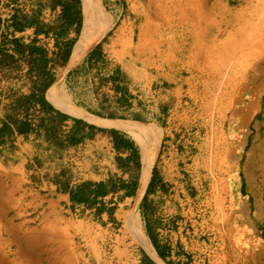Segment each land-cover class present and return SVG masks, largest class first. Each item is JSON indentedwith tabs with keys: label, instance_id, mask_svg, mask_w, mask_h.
<instances>
[{
	"label": "rangeland",
	"instance_id": "rangeland-1",
	"mask_svg": "<svg viewBox=\"0 0 264 264\" xmlns=\"http://www.w3.org/2000/svg\"><path fill=\"white\" fill-rule=\"evenodd\" d=\"M125 1L121 21L132 22L123 24L129 33L117 38L113 30L119 24H112L95 46L106 51L102 61L74 78L82 80L79 91L92 108L102 104L99 113L126 120L136 117L143 123L129 125L160 130L152 176L156 168L158 177L170 182L162 186L163 196H145L140 203L138 198L104 201L51 214L43 197L37 210L29 201L34 196L25 197L23 212L17 200L9 231L0 217V257L18 264L25 240L48 237L57 250L63 249L61 256L69 253L70 259L47 263L43 258L36 264H150L149 254L129 229V219L138 216L143 233L145 224L183 229L184 238L213 246L208 251L224 253L231 264H264V56L247 66L236 35L239 26H229L225 14L244 17L243 27L252 23L248 32L254 26L264 29V3ZM82 32L83 26L73 39L75 46ZM216 37L219 48L212 49ZM230 39L232 45L227 44ZM134 105L138 111L130 112ZM151 111L163 116L166 133L177 134V155L170 137L165 139L161 128L144 121ZM123 132L133 134L140 167L124 161L130 152L119 155L114 147L105 146L106 141L97 157L102 163L100 178L113 180L119 192L124 182L137 181L141 186L143 173L139 135ZM82 158L92 160L91 153ZM82 158L75 155L70 160ZM57 159H61L58 153L44 152L35 163L40 178L61 184L84 181L75 162L55 166L60 163ZM57 231L67 232V237ZM157 240L174 244L175 236Z\"/></svg>",
	"mask_w": 264,
	"mask_h": 264
},
{
	"label": "crops",
	"instance_id": "crops-1",
	"mask_svg": "<svg viewBox=\"0 0 264 264\" xmlns=\"http://www.w3.org/2000/svg\"><path fill=\"white\" fill-rule=\"evenodd\" d=\"M109 2L115 10L113 25L119 24L117 29L113 30V34L118 33L117 38L124 37L129 33V28L123 24L132 23L121 21L126 1L109 0ZM71 4H74L76 10L77 3L71 0H0V217L7 231L13 226L10 216L14 209H17V200H21L18 208L23 212L25 197L34 196V201L33 199L29 200L34 210L42 207L43 197L48 204V214H51L54 210L62 211L77 205L71 202L68 189H76L84 183L96 184L110 181L100 178L102 163L97 161V157L101 155L100 152H102L105 141L108 144L111 142L109 145L106 143V147L115 146L111 135L103 133L101 130L122 132L133 141V134L108 127L106 126L107 122L122 121L135 126L143 123L136 117L126 120L112 114L103 115L99 113L102 111V104L100 103L98 108H92L79 91L82 80H75L74 77L81 76V72L87 71L102 61L101 59L106 54L103 47H94L82 60L69 68L75 54V46L69 62L62 66L56 65L59 51H62L64 46L73 39L79 37L77 21L73 27H70L66 13L67 7ZM80 6L82 12V3ZM14 21L20 25L21 30L15 31L12 28ZM42 60L45 63L40 65ZM49 78L52 80L50 83L47 82ZM57 82H59V89L63 90L71 103L88 115V118H77L66 114L48 100L47 93ZM40 88L45 89L44 101L49 110L46 111L43 108L44 115L39 117L40 129L35 132L30 120H23L21 116L31 117V102L29 100ZM137 111L135 105L130 110V112ZM57 112L63 116V119L54 123L53 121L57 120L55 114ZM64 117L66 118L64 119ZM75 121L85 123L92 130H86L83 141L70 145L67 142V137L74 128ZM144 121L161 128L165 139L170 137L174 155H177V134L166 133L163 116L151 111L148 119ZM53 135L59 136V138L54 140ZM44 152L60 155L61 159H57L60 163H55V166L63 162L66 164L75 162L77 167H81L78 171L84 181L77 186L73 180H68L67 184H61L40 178L35 163L39 159L41 160ZM89 153H91L92 160L88 161V159L82 158L84 155L88 157ZM75 155L82 159L70 160ZM28 168L31 170L28 171ZM152 180L153 176L143 197L147 196L152 199L155 196H163L162 186L169 183L170 180L158 177L153 187L149 189ZM134 183L137 181L124 182L123 185L127 187ZM28 185H31V188H28ZM63 186H66L67 190H64ZM140 187L132 197L125 195L124 188L121 192L117 190L115 193H111L104 201L105 203H107L106 201L118 203L123 199L134 201L139 197ZM100 202L101 199L97 203ZM140 206L141 204L139 208ZM97 209L95 207L93 211L96 212ZM45 212L46 210L43 211V213ZM144 234L160 260L157 261L148 255L150 264H231L229 256L224 253L220 255L216 254L217 251H208L213 246L184 238L183 229L175 231L166 225L152 227L145 224ZM164 235L175 236V243L162 245L157 237ZM160 253L164 255V258L160 256Z\"/></svg>",
	"mask_w": 264,
	"mask_h": 264
},
{
	"label": "bare ground",
	"instance_id": "bare-ground-1",
	"mask_svg": "<svg viewBox=\"0 0 264 264\" xmlns=\"http://www.w3.org/2000/svg\"><path fill=\"white\" fill-rule=\"evenodd\" d=\"M255 0H238V3L241 5L251 4L254 5ZM258 4H263L264 0H257ZM83 4V32L81 34V38L78 41L76 46L75 54L72 58L71 64L69 68L74 66L80 60H82L85 55H87L102 39L105 33L110 29L114 22L115 10L110 4L108 0H82ZM169 3L166 4L168 6ZM224 11L222 12V14ZM227 15V24L229 26L237 27V36L241 38V43L239 45L241 51H243V56L245 57V61L247 66H251V62L253 59L261 58L264 56V29H259L257 26H254L252 31L248 32L249 24L243 27L241 22L245 19H238L233 12L225 13ZM216 41H218V37L210 48H219L216 45ZM227 44L232 45L231 39L227 42ZM218 52L220 50L216 49ZM232 59L230 56L227 58V62H230ZM250 64V65H248ZM68 68V69H69ZM248 71V70H247ZM246 74V73H245ZM244 76V74H242ZM258 80V79H256ZM59 82H57L53 88L47 93L48 100L54 104V106L60 111L69 114L73 117L77 118H88V115L83 113L80 109L76 108L70 101V99L66 96L63 90L59 89ZM264 97V92L261 95V98ZM262 115V114H261ZM257 116V115H256ZM258 117V116H257ZM256 118V117H255ZM259 118V117H258ZM106 126L111 128H116L118 130L136 132L139 135L138 139L140 140V145L142 149L143 156V173L141 179V187L139 190L138 203L141 202L144 193L147 189L149 182L152 177L153 165L156 160V157L159 152L160 145V130H153L150 127H133L130 126L129 123L122 121H109ZM261 147H264V143H262ZM129 229L132 234L138 239L141 243L144 250L155 260L160 261L157 257L156 252L154 251L152 245L145 237L138 216H132L128 221ZM51 228V227H49ZM62 232V231H57ZM61 235L67 237V232L60 233ZM26 244V248L20 246V258L22 262L18 264L28 263V264H36L39 259H43L50 263L53 260H61L64 262L70 259V254L62 255L63 249H56V246L52 244L51 239L48 237H34L31 239H27L24 241ZM63 258V259H62ZM0 264H15L9 261L5 257H0Z\"/></svg>",
	"mask_w": 264,
	"mask_h": 264
},
{
	"label": "trees",
	"instance_id": "trees-1",
	"mask_svg": "<svg viewBox=\"0 0 264 264\" xmlns=\"http://www.w3.org/2000/svg\"><path fill=\"white\" fill-rule=\"evenodd\" d=\"M75 3H77V9L75 10L74 4L70 5L66 9L67 17L70 22V27H73L75 22L77 21L78 24V29L77 32L80 35L81 29L83 26V19H82V12H81V0H71ZM12 28L15 31L21 30L22 28L20 27L19 24H17L15 21L12 24ZM76 45V40L69 42L67 45L64 46V49L59 51V54L57 55V60H56V65H66L70 57L72 55L73 49ZM45 62L42 60L40 62V65H43ZM52 80L49 78L47 82H51ZM44 93L45 89L40 88V90L37 91V93L30 98V104L36 103L39 104L42 109L44 108L46 111L49 110L46 102L44 101ZM48 108V109H47ZM43 109V110H44ZM51 112H53L51 110ZM57 115V120L53 121L58 122L62 121L63 116L60 113H55ZM66 117H64L65 119ZM86 130H92L91 127L86 125L85 123L81 121H75V126L72 129L71 133L67 137V142L70 145L77 144L81 141H83L84 137L86 136L85 132ZM101 132L103 133H108L111 135L113 138V143H114V148L118 152L119 155H121L123 152H130L131 155L124 161L127 163H130L131 161L135 163L137 167H140L139 163V155L137 154V151L134 146V142L124 133L116 132V131H111V130H105L102 129ZM251 142H248V146H250ZM120 161L122 160L121 157L118 158ZM158 180V171L155 168L154 173H153V180L150 183L149 189L153 187V184ZM137 183L131 184L127 187H124L126 190V196L127 197H132L136 194L137 192ZM64 190H67L66 186H63ZM69 194L71 197V202L75 203L80 206H86L89 207L91 205H95L97 202H99V199H101V202H104V199L108 197L111 193H115L117 191V187L115 186V183L113 180H110L106 183H84L80 186H78L76 189H68ZM128 190V191H127ZM145 201V198L143 202ZM100 202V203H101ZM144 204L141 203V207H143ZM145 209V207L143 208ZM100 211V209H99ZM145 211V210H144ZM155 247V245H154ZM155 249L158 251L157 247ZM159 252V251H158ZM160 256L164 258L163 254L160 253Z\"/></svg>",
	"mask_w": 264,
	"mask_h": 264
},
{
	"label": "built area",
	"instance_id": "built-area-1",
	"mask_svg": "<svg viewBox=\"0 0 264 264\" xmlns=\"http://www.w3.org/2000/svg\"><path fill=\"white\" fill-rule=\"evenodd\" d=\"M30 110H31V117L27 118L26 116H21V119L23 120H30L31 125H32V129L37 132L40 129V121H39V117L44 115V111L42 109V107L39 104L36 103H32L30 105ZM81 184V183H80ZM80 184H75V185H80Z\"/></svg>",
	"mask_w": 264,
	"mask_h": 264
}]
</instances>
